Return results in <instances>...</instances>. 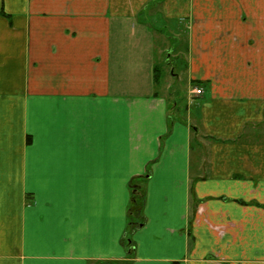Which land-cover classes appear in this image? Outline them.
Returning <instances> with one entry per match:
<instances>
[{"label": "crops", "instance_id": "obj_1", "mask_svg": "<svg viewBox=\"0 0 264 264\" xmlns=\"http://www.w3.org/2000/svg\"><path fill=\"white\" fill-rule=\"evenodd\" d=\"M0 264H264V0H0Z\"/></svg>", "mask_w": 264, "mask_h": 264}, {"label": "rangeland", "instance_id": "obj_2", "mask_svg": "<svg viewBox=\"0 0 264 264\" xmlns=\"http://www.w3.org/2000/svg\"><path fill=\"white\" fill-rule=\"evenodd\" d=\"M153 21V23H154V25H156V26H161V25H164V24H160L159 25V23L158 22H155L154 20H152ZM158 24V25H157ZM168 24V23H167ZM166 25V24H165ZM162 31H160V33H161ZM159 33V32H158ZM163 33V32H162ZM119 39H121V38H119ZM154 41H155V47H156V50L159 48V47H161V46H163V44H162V42L164 41V38L161 36V35H158V36H156V37H153L152 38ZM125 40H126V43L125 44H123V46H122V43H120V44H118L117 45V48H115L114 47V51H116V53H115V62L117 63V64H119V62L121 61V59H124L125 61H126V57H124V55H128V54H130V56L128 57V58H130V61H132V67L134 68V69H130V70H126V74H123L122 72H121V70H119V69H113V71L115 70V72H116V76L118 75L119 77H121V78H123V76L125 75V78H127V75H129L130 76V78H136V77H139L137 74H138V69L136 68V64L137 63H140V62H142V61H144V59H143V57H142V55L140 54V51L138 50V46H137V43H138V41H137V39L136 38H134L133 36H132V33L130 34V36H128V37H126L125 38ZM122 46V47H121ZM156 62L159 64V63H161L162 65H161V72H162V75H163V72H165L166 71V69H167V65H166V63L164 62V60H156ZM179 71V70H178ZM182 79H185V77H183ZM175 82V81H174ZM178 86H180V88H184V85H183V83L182 82H180L178 85H177V87ZM130 89H132L131 88V86H130V88L129 87H126L125 88V90L126 91H130Z\"/></svg>", "mask_w": 264, "mask_h": 264}, {"label": "trees", "instance_id": "obj_3", "mask_svg": "<svg viewBox=\"0 0 264 264\" xmlns=\"http://www.w3.org/2000/svg\"><path fill=\"white\" fill-rule=\"evenodd\" d=\"M134 198H135V201H134V205H135L136 202H138V201H137L136 197H134ZM131 210H132V214L134 213V215H135V214H137L136 212H138V210H141V208H131Z\"/></svg>", "mask_w": 264, "mask_h": 264}, {"label": "built area", "instance_id": "obj_4", "mask_svg": "<svg viewBox=\"0 0 264 264\" xmlns=\"http://www.w3.org/2000/svg\"><path fill=\"white\" fill-rule=\"evenodd\" d=\"M195 93L196 94H201L202 93V89L201 88H195Z\"/></svg>", "mask_w": 264, "mask_h": 264}]
</instances>
